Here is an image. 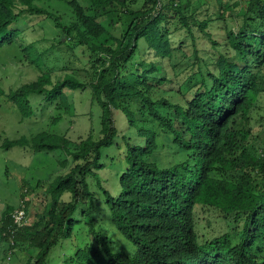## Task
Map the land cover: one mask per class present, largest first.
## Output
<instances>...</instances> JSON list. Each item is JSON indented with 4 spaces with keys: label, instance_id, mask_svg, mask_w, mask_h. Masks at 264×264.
<instances>
[{
    "label": "trees",
    "instance_id": "16d2710c",
    "mask_svg": "<svg viewBox=\"0 0 264 264\" xmlns=\"http://www.w3.org/2000/svg\"><path fill=\"white\" fill-rule=\"evenodd\" d=\"M36 1L0 0V49L28 16L44 15L66 34L61 70L81 60L87 80L65 72L53 81L42 69L49 57L31 45L43 73L7 98L26 118L39 108L32 98L44 99L57 124L74 109L69 91L89 87L100 131L76 145L46 130L4 140L65 155L68 167L33 222L25 193L22 226L14 207L4 211L9 254L27 250L26 264H264V142L253 151L239 126L264 91V0H57L77 17L70 24ZM188 49L192 71L178 91L166 88ZM167 149L181 159L165 165ZM207 206L226 230L205 238L196 212Z\"/></svg>",
    "mask_w": 264,
    "mask_h": 264
},
{
    "label": "rangeland",
    "instance_id": "374dc122",
    "mask_svg": "<svg viewBox=\"0 0 264 264\" xmlns=\"http://www.w3.org/2000/svg\"><path fill=\"white\" fill-rule=\"evenodd\" d=\"M78 1L85 7L89 5L88 0ZM35 4L49 13L55 14L63 24H70L77 20L65 1L38 0ZM23 21L21 23L25 29L23 34L13 44L0 49V219L9 206L15 209L22 206L23 194L25 193V196L30 200L27 220L33 222L38 218L37 215L42 213L46 205L44 191H46L47 185L53 182L57 175L65 173L68 169V167L60 165L63 160L62 157L65 155L56 152H36L30 146L4 147V140L17 139L22 136H26L30 140L37 133L46 130L62 134L69 138L73 145H76L91 134L98 136L100 109L96 103L92 102L90 88L87 87L77 91H69L72 94L74 109L72 112L63 111V118L57 124L52 123L54 116L57 115L54 107L48 108L46 101L40 97L32 98V103L36 106L35 109L39 107L32 117L26 118L21 115L18 108L8 100L7 94L36 80L43 73V70L32 64L27 56V49L31 45L37 46L39 51L44 52L45 56L49 57L50 67L45 66L42 69L50 71L53 81L62 80L65 72L73 74L82 82L87 80L81 60L75 61L74 69L61 70L67 49L66 43L59 44L58 41L65 40L66 34L56 26L53 19L44 15H30L28 19ZM230 24L236 28V19L231 20ZM225 32V30H217L215 38L221 40ZM98 40L94 38V41L99 42ZM78 52L81 55L80 49ZM187 53L188 57L179 54L181 60L178 61V68L172 69L173 83L166 88L173 87L178 91L180 83L185 82L187 74L192 71V66L187 65L188 60L193 59L191 49H188ZM190 96L191 92H186V97ZM176 99L180 100L179 97ZM239 126L248 133V147L253 151L263 148L264 91L261 93L257 105L253 108L250 119H241ZM113 153V151L110 152V154ZM162 154L165 156V165L181 159L178 157L179 155H171L168 149L163 150ZM29 188L34 190L31 191ZM27 189H29L28 192ZM196 213L201 236L212 237L226 230V226L216 210H209L208 206L198 207ZM9 250V244L0 240V264H26L30 257L27 250L14 249L13 254H9Z\"/></svg>",
    "mask_w": 264,
    "mask_h": 264
},
{
    "label": "built area",
    "instance_id": "2783aa9c",
    "mask_svg": "<svg viewBox=\"0 0 264 264\" xmlns=\"http://www.w3.org/2000/svg\"><path fill=\"white\" fill-rule=\"evenodd\" d=\"M14 221L18 226H22L26 221V211L23 206L19 207L14 212Z\"/></svg>",
    "mask_w": 264,
    "mask_h": 264
}]
</instances>
